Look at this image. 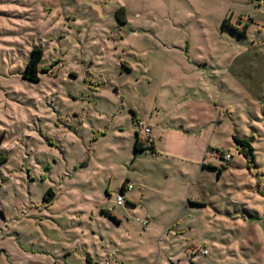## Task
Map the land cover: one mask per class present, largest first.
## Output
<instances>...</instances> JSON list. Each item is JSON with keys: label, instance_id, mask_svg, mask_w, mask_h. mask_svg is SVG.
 Here are the masks:
<instances>
[{"label": "rangeland", "instance_id": "obj_1", "mask_svg": "<svg viewBox=\"0 0 264 264\" xmlns=\"http://www.w3.org/2000/svg\"><path fill=\"white\" fill-rule=\"evenodd\" d=\"M144 122L155 154L134 150ZM232 135L254 137V169ZM87 256L264 264V0H0V264Z\"/></svg>", "mask_w": 264, "mask_h": 264}, {"label": "trees", "instance_id": "obj_2", "mask_svg": "<svg viewBox=\"0 0 264 264\" xmlns=\"http://www.w3.org/2000/svg\"><path fill=\"white\" fill-rule=\"evenodd\" d=\"M119 13H123L122 11H119L116 13V17H118ZM120 15V14H119ZM227 19L222 21V25L223 27H226L228 29H230L231 31L237 33L240 37H245V31L244 30H237V28L230 26L228 24ZM43 58V51L39 46H34L32 47V49L30 50V55L29 58L25 64V68L23 73L21 74V78L23 80H27L29 82H38L39 81V71H40V62L42 61ZM252 138H246V139H240L236 136H232V140L235 143V145L238 147V153L246 160V165L249 168V170L254 169V164H255V157H254V149L252 147V145L250 144L251 140L254 139L253 136H251ZM142 144L140 143L139 139H138V134L135 133V139H134V150L136 152L139 151H147V150H153L152 145H150L149 148H144L141 146ZM221 154H219V157H221ZM3 161L5 160V158L2 159ZM202 167H205L204 165H202ZM210 169H215V168H211L208 167ZM223 168H217L216 170L218 171V175L220 174L221 170ZM119 192H123V189H119ZM54 194L52 193V191L50 189H48L45 193V195L43 196V200H44V204L41 206V208L43 206H45L46 204L51 203V201L53 200ZM191 204H196L198 205V203H191ZM104 214H106L108 216V218H110L111 221H113L114 223H119V221L114 218L109 212H105L102 211Z\"/></svg>", "mask_w": 264, "mask_h": 264}, {"label": "crops", "instance_id": "obj_3", "mask_svg": "<svg viewBox=\"0 0 264 264\" xmlns=\"http://www.w3.org/2000/svg\"><path fill=\"white\" fill-rule=\"evenodd\" d=\"M258 5H260L261 3H260V1H258ZM200 102V101H199ZM189 107H191V110H189L188 111V117H187V123L188 124H194V125H196V127L197 128H199L200 130H199V132H203V134H205V129H204V131L203 130H201V129H203V127L205 128L207 125H208V123H209V121L208 120H206V119H204V120H202L201 119V116H203L204 117V114L203 115H201L200 117H197L196 115H194V114H192L193 112H195V111H198V110H200L198 107H196L195 105H189ZM208 119H212V117H207ZM220 122V120L218 119V121L216 122V123H219ZM210 123H213L212 121H210ZM144 124H146L149 128H150V132L145 136L150 142H151V145H152V148H153V150H151V151H153V154H155L154 153V150H157L156 148H157V138L158 137H164V135H156V134H152V129H151V125L149 124V123H147V122H144ZM189 128H191L190 126H188ZM215 130H216V126H215V128H214ZM137 134L138 135H140V132H137ZM214 135H199V139H200V137H202L203 138V141H206V137H213ZM232 136H234V135H232ZM231 136V137H232ZM236 137H238V138H240V136H236ZM246 138H248V137H246L245 135L244 136H242L240 139H246ZM138 139H140V137H138ZM140 141V140H139ZM144 148H146V147H144ZM199 157V156H198ZM202 165H204V163H201L200 164V172L201 171H203L204 170V167H202ZM205 166V165H204ZM168 170H169V168H167ZM166 169V170H167ZM180 174H181V176L183 177V179H182V182L183 183H181V186L183 185V184H185V181H184V178L185 177H188V179H187V182H186V184H188V185H190V178H189V176L186 174V172L184 171V172H181L180 171ZM127 185H130V183L128 182V181H125V182H123L122 184H121V187H120V189H123V192H119V194H121L122 195V197H123V199H124V201H123V204H124V206L128 209V210H130V211H133L134 209H136V203L134 202V201H131V203H127L126 202V197H125V193L126 192H130V191H132L133 190V187H132V189L131 190H128L127 189ZM119 194H117V195H119ZM193 201H195V200H193ZM180 202H182L183 204L184 203H189L190 201H189V199H186L185 200V202L183 201V196H182V198L180 199ZM193 203H196V202H193ZM116 204V203H115ZM122 204V205H123ZM117 205V204H116ZM117 206H121V205H117ZM111 214V213H110ZM145 215H144V217H145V220H146V222L148 223L149 222V220H151L152 219V216H153V214H151V212L149 211V210H146L145 211V213H144ZM114 218H116L118 221H119V223H115V224H120L121 223V220H120V218L119 217H117L116 215H114V214H111ZM146 226V224H142V227H145ZM86 262H87V264H91V258L90 257H86ZM193 264H194V262H193Z\"/></svg>", "mask_w": 264, "mask_h": 264}, {"label": "built area", "instance_id": "obj_4", "mask_svg": "<svg viewBox=\"0 0 264 264\" xmlns=\"http://www.w3.org/2000/svg\"><path fill=\"white\" fill-rule=\"evenodd\" d=\"M139 129H140V135H145L146 136L150 132V128L146 124H143V123L139 124ZM145 136L140 137L139 140H140V143L143 145V147L149 148L150 145H151V142ZM229 159H230V156L228 154H225V160H229ZM132 187L133 186L131 184L127 185V189L128 190H131ZM123 201H124V199H123L121 194L116 195L115 203L117 205H122ZM204 253H206V252H204ZM104 264H110L109 260L107 259L104 262Z\"/></svg>", "mask_w": 264, "mask_h": 264}]
</instances>
